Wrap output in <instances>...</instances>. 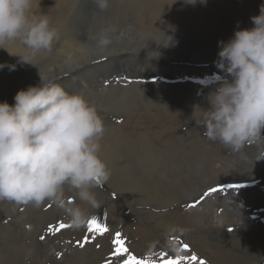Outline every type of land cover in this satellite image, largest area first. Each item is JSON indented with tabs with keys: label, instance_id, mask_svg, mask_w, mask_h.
<instances>
[{
	"label": "bare ground",
	"instance_id": "bare-ground-1",
	"mask_svg": "<svg viewBox=\"0 0 264 264\" xmlns=\"http://www.w3.org/2000/svg\"><path fill=\"white\" fill-rule=\"evenodd\" d=\"M77 1L80 0H43L42 10L38 16L43 13L50 17L52 25L60 32V40L51 52H42L32 60L35 66L18 63L16 55H28L18 45H9L7 51L0 49V64L16 65L15 71L9 72L7 68L0 71V102L7 101L13 104L18 91L39 82L38 73L40 72L47 79L55 78L56 82L67 91L81 94L95 104L105 120L106 127L101 141L100 156L107 164L112 176L104 184L114 189L121 200L115 201L109 198L102 184L94 189L100 207L91 209L86 204L81 206L91 209L89 219L95 215L102 219L103 223L113 220L111 225L108 224L110 228L116 229L122 226L129 242L140 240V237H144L149 232L146 238L154 241L155 245L160 243V247L167 248L163 242L165 237L188 235L183 230L185 224L200 233L204 224L207 223L206 211H203L201 206L196 207L197 209L193 212L186 213L185 206L182 205L181 208L174 206L168 198L174 194L176 177H179V174L172 172L179 157L183 160L181 169L184 165L191 163L200 167L205 156L203 153L224 148L204 136L201 111L197 109L193 114L196 105L201 108L208 107L207 96L216 86L202 88L204 84L200 87L183 81L182 85L178 82L180 86H169V81H166L169 85L156 86L158 81L150 85L137 81L128 87L114 82L104 87L98 82L99 90H97L89 85L86 88L74 89V84L78 80L83 82L87 79L96 80L97 73L102 76L101 78L108 77L110 72L114 74L120 71V68L126 69L125 76L131 74L128 71L130 72V67L134 65L144 68L145 73L134 72L133 79H154L153 77L157 75L155 72L160 71H166L173 78H182V80L184 76H198L205 81L208 78L217 77V73H225L214 63L217 54L199 51L204 48H199L198 52L193 53L181 46L196 45L211 39L227 41L237 30V22H240L241 29L252 27L250 17L259 14V6L264 3V0H214L206 6L186 5L183 0H178L173 5L174 0H118L121 3L108 11L85 8L83 3H77ZM109 24L115 26L117 32L113 36V42L105 49H100L94 40L88 37L95 36L100 29ZM170 27L175 31H169ZM164 31L182 45L177 43L175 47H159L168 41ZM182 38L186 40L182 41ZM85 42L87 43L84 47L87 51L77 56L72 68L66 67L63 63L65 54ZM157 52L158 58H156ZM147 65L153 68L152 71L145 69ZM102 72H105V76ZM124 76H122V82L125 83ZM124 83L121 84L124 85ZM109 116L125 117L128 123L108 126L109 123L106 120ZM131 126H133V132L126 130ZM182 128H186L185 132L181 131ZM186 176H183L184 179L187 178ZM201 191L199 189L194 194L195 199L200 196ZM66 195L69 199H77L72 192L66 191ZM79 203L80 201L77 204ZM42 205L40 207L20 206L23 210L20 218L25 223L31 224L33 222H29L31 216L28 217L26 214L32 215V212H37L39 216L35 220L45 225L42 226L44 230L47 229L49 225L59 220H52L50 224L47 221L50 213L60 210L53 209L45 212ZM125 206L130 211L129 217L125 214ZM16 212H13L14 216ZM133 212L136 213L133 214ZM133 218L143 219L142 225L148 230L147 234L145 230L137 227L138 225L133 232L132 226L130 227V220ZM242 226L247 228L243 224ZM199 238L201 239L200 235ZM147 240L141 243L146 244ZM199 246H194L195 251L199 249ZM103 259L106 258L103 256ZM98 260H101V257L96 258L92 264H96Z\"/></svg>",
	"mask_w": 264,
	"mask_h": 264
},
{
	"label": "clouds",
	"instance_id": "clouds-1",
	"mask_svg": "<svg viewBox=\"0 0 264 264\" xmlns=\"http://www.w3.org/2000/svg\"><path fill=\"white\" fill-rule=\"evenodd\" d=\"M33 3L0 0V49L18 45L28 53L16 55L18 63L31 66L38 54L51 52L60 40L47 14L32 13ZM183 3L206 6L208 0ZM96 4L103 11L108 0H96ZM250 21L252 27L241 29L237 22L233 36L218 41L214 63L225 75L216 77L217 85L207 96L208 107L196 105L193 110V114L201 111L204 136L236 154L249 146L264 148V3ZM116 32L109 24L88 39L105 49ZM165 35L168 41L159 47H175L178 41ZM86 43L65 54L66 67L72 68L77 56L87 51ZM5 68L12 72L16 65L0 64V71ZM38 75L39 82L18 91L13 104L0 102V202L35 207L51 202L79 230L89 219L81 204L99 208L94 189L111 176L100 156L104 119L83 95L69 93L55 78ZM260 160H264V151L255 161ZM66 191L74 193L80 203H69Z\"/></svg>",
	"mask_w": 264,
	"mask_h": 264
},
{
	"label": "rangeland",
	"instance_id": "rangeland-1",
	"mask_svg": "<svg viewBox=\"0 0 264 264\" xmlns=\"http://www.w3.org/2000/svg\"><path fill=\"white\" fill-rule=\"evenodd\" d=\"M211 1L214 2V0H208V3ZM79 2L83 3V5H85V8L100 10L96 4V0L77 1V3ZM120 3L121 2L118 0H108V7L106 8V11L110 10L111 7L113 10L118 6H116V4ZM42 6L43 0H34L32 6V13L38 16L39 12L42 10ZM233 34H231L229 38H231ZM181 40L184 41L186 39L182 38ZM218 41L221 40H206L201 43H197L196 45L194 44L196 48L194 47V45L183 46L181 43H178L177 45H182V48L186 47L187 51H193V53L198 52L199 48H204L199 49V51H203L206 54L210 52L213 55L217 54L219 51L217 47ZM130 68V72L128 71V73L131 74L125 76L124 71H126V69L120 68V71L114 74H111L110 72L108 76L109 78H101L102 76H99V73H97L96 80L90 79L89 81V79H87L84 82L82 80H78L74 84V89L86 88L89 85L93 89L97 88V90H99V83H102L104 87H108L109 85L113 84V82L120 86L128 87L133 83H137V81L138 83H144L146 85L154 84L158 81L159 84L156 83V86L164 84H170L169 86H180L178 82H180L181 85L183 82L190 84L192 83V85L195 86L199 85L200 87H202L203 84L206 85H203L202 88L217 85L216 77L208 78L207 81H205L204 79L198 76H184L185 78L183 77L182 80V78H173L172 75L170 76V74L166 71L155 72V74H157L155 75L156 78H148L150 81L148 79H133L132 77L135 73L141 71V73L144 74L145 70L141 66L137 65H134ZM145 69L147 71H152L153 68L150 65H147L145 66ZM102 73L105 76V72ZM224 75L225 73H217V76ZM122 76H124L126 80L125 83L122 82ZM104 79H106L107 81ZM100 80H102V82H100ZM166 81H169V84ZM207 82L209 83V85ZM73 83L74 81L72 82V84ZM121 83H124V85H122ZM76 85L79 86L77 87ZM68 92L73 93L71 90ZM99 114L102 115L101 113ZM117 121H122V123L118 124ZM106 122L109 123L108 126H110L111 124L126 125L128 123L125 117L119 116H109ZM133 124L134 121L132 122V125ZM186 128H182L181 131L185 132ZM126 130L133 132L134 129L133 126H131L128 127ZM215 145L217 146V144ZM261 151H264V148H258L257 146H249L242 153L239 154L233 153L225 148L212 149L207 151L206 153H203L205 156L203 157V163L200 167H198V165L194 163H191L184 165L183 169H181V166L183 165L182 158L179 157L176 160V164L179 165V172L182 174L178 172V165L175 164V168L172 172L179 174V177H176L177 184L175 185L174 194H172V196L168 198L170 202H173L174 206H178L179 208H181L183 206L186 207L187 204L192 203L195 200L194 194L199 189L202 190L201 192H204L211 186L227 188L225 191L219 194H213L210 198L205 199L201 205L197 206V208L201 206L202 210L206 211V218L208 217L205 220L207 221V223L204 224V228L202 231H200V233L195 231V229H193L191 226L185 224L183 226V230L188 235L178 234L177 236L179 237H175L179 240L187 242L190 245L192 251L197 253L199 257L209 261L210 264H264V160L255 161ZM181 175H187V178L184 179L185 177L182 176V178ZM183 180L184 182H182ZM184 183L186 184L183 185ZM229 185H241L242 187L233 190L227 187ZM104 189L109 198L115 201L121 200L119 194L116 193L114 189L107 187L106 184H104ZM183 192L185 194H183ZM114 193L115 198H113ZM70 200L74 204H77L79 202V200L75 198H70ZM120 204L123 203L120 202ZM49 205H51L50 208L48 207ZM43 207L45 212L53 209L60 210L51 202H45V205H42V208ZM81 207L87 209L88 212L91 210L86 206ZM124 208L126 210V216L129 217V209L126 206ZM197 208L193 210L187 208L186 213L193 212ZM154 209L158 208L154 207ZM13 210L17 211L16 216L13 215ZM171 211H173L172 207ZM22 213L23 210L20 208V206H17L7 201L0 202V264H54L55 262L57 264H92V262L99 257H101V260H98L96 264H105L106 260L113 261V264H122L120 258L115 257L113 255L115 243L112 234L117 232L122 234L125 242V247L129 249L131 254L136 255L137 258L146 257L151 254L152 258L156 260V254L166 250H168L167 253L169 254V257H171L176 254V250L179 247V245L176 244L173 240V237H165L163 239V242L167 246V248L163 246L160 247V243L158 245H155L156 243H154V241L146 238L149 232L144 228L145 226L142 225L143 219H131L130 222L132 224L130 223V227L132 226L131 228L133 229V232L136 231L135 229L137 227H140L141 230H145L144 232L146 234L148 232V234L144 237H138L141 241L134 240L132 242H129L128 238L125 235L126 233L123 232L124 228L122 226L119 225L120 227L116 229H113V227H111V231L110 225L112 224L113 220H111V222L109 221V223L107 221L103 223L102 219L97 218L99 222L108 226L109 233H106L103 236L86 231V225L79 230L70 228L64 229L61 232L54 234L49 232L48 228L44 230L42 226L45 225H42L38 222V220H35V218L39 216L37 212H32V215L26 214V216L28 217L31 216V219H29V222L33 221L31 224L25 223L20 218ZM134 213L136 212H133V214ZM236 213L239 214L237 215ZM240 215H242V217ZM57 219L59 220L53 225H58L59 222L68 223V218L61 210L59 212L50 213L49 217L47 218V221L51 224L52 220ZM221 219L223 221H221ZM170 222L172 223V220H170ZM241 223L244 226H247V228L243 227ZM260 223L262 225H260ZM37 225L39 227H37ZM229 227L232 228V231L228 230ZM42 235L45 237L44 240L40 239ZM199 235L201 239L204 240H201L199 238ZM85 236L92 237V239L87 243V245L83 249H81L77 246V242L82 241ZM146 240L147 243L142 244L143 241ZM138 241L139 243H137ZM96 245H99V247H97ZM198 245L200 246L199 249H197V252L195 251L196 249L194 246L197 247ZM133 246L135 248H133ZM57 253H61L62 255L57 256ZM181 254L187 255V253ZM103 256L106 258L105 260L103 259ZM157 264H159V261L157 262Z\"/></svg>",
	"mask_w": 264,
	"mask_h": 264
},
{
	"label": "snow or ice",
	"instance_id": "snow-or-ice-1",
	"mask_svg": "<svg viewBox=\"0 0 264 264\" xmlns=\"http://www.w3.org/2000/svg\"><path fill=\"white\" fill-rule=\"evenodd\" d=\"M117 122L122 123V121H117ZM227 187L236 190L242 186L229 185ZM226 189L227 188L225 187L211 186L209 189H206L204 192H202L200 196H198L192 203L187 204L186 207L189 209H195L198 205H201L205 199L210 198L213 194H219L225 191ZM113 198H115V193L113 194ZM69 203H72V201L70 200ZM48 207L50 208L51 205H49ZM70 228H72L71 224L59 222L58 225H49L48 231L55 234L61 232L64 229H70ZM228 230L232 231V228L229 227ZM86 231L90 233L99 234L100 236L109 233L108 227L105 224L99 222L95 215H93L90 219H88L86 223ZM112 235L115 243L113 255L115 257L120 258L122 264H157L158 261L159 264H210L209 261L199 257L197 253L192 251L190 245L187 242L179 240L178 238L175 237H173V240L175 241L176 244L179 245V247L176 250V254L174 256L169 257V254L166 251H162L161 253L156 254L157 259L154 260L151 254L146 257L137 258L136 255L131 254L129 249L125 247L124 238L121 233L117 232ZM40 239L44 240L45 237L42 235ZM91 239L92 237L85 236L82 241L77 242V246L83 249ZM96 246L99 247V245ZM181 253H187V255H182ZM60 255L62 254L57 253V256ZM105 264H113V261L106 260Z\"/></svg>",
	"mask_w": 264,
	"mask_h": 264
}]
</instances>
